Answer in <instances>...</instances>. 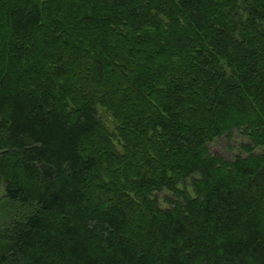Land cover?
<instances>
[{"label": "trees", "instance_id": "obj_1", "mask_svg": "<svg viewBox=\"0 0 264 264\" xmlns=\"http://www.w3.org/2000/svg\"><path fill=\"white\" fill-rule=\"evenodd\" d=\"M2 199L0 264H264V0H0Z\"/></svg>", "mask_w": 264, "mask_h": 264}, {"label": "rangeland", "instance_id": "obj_2", "mask_svg": "<svg viewBox=\"0 0 264 264\" xmlns=\"http://www.w3.org/2000/svg\"><path fill=\"white\" fill-rule=\"evenodd\" d=\"M98 113L104 124L109 128L113 129L114 124H112L111 117L105 113L102 109L98 110ZM250 144L247 137L243 136L240 132L233 131L231 137L221 136L219 139L214 140L213 142L209 143V151L212 155L217 156L219 158H223L226 161H232L234 157L237 155H244L243 147L244 145ZM256 150L254 151V153ZM246 154V152H245ZM186 190L190 191L189 184L186 186ZM165 195V194H164ZM163 194L157 195L159 197L160 206L163 208L167 205L163 203ZM5 201L3 199L0 201V223H2L6 219V207Z\"/></svg>", "mask_w": 264, "mask_h": 264}]
</instances>
